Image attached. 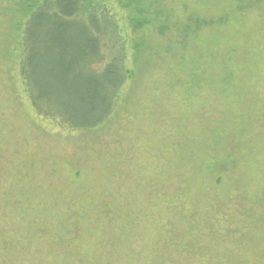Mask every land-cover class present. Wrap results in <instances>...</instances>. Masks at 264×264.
<instances>
[{
  "label": "rangeland",
  "instance_id": "rangeland-1",
  "mask_svg": "<svg viewBox=\"0 0 264 264\" xmlns=\"http://www.w3.org/2000/svg\"><path fill=\"white\" fill-rule=\"evenodd\" d=\"M31 1L0 0V264H264V0H105L132 77L90 131L29 106Z\"/></svg>",
  "mask_w": 264,
  "mask_h": 264
},
{
  "label": "trees",
  "instance_id": "trees-1",
  "mask_svg": "<svg viewBox=\"0 0 264 264\" xmlns=\"http://www.w3.org/2000/svg\"><path fill=\"white\" fill-rule=\"evenodd\" d=\"M24 11L17 70L30 108L73 131L99 127L132 77L125 23L105 0H32Z\"/></svg>",
  "mask_w": 264,
  "mask_h": 264
}]
</instances>
